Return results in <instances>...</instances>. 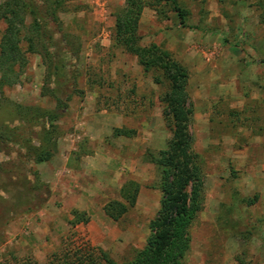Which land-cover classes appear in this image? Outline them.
<instances>
[{
  "label": "rangeland",
  "instance_id": "374dc122",
  "mask_svg": "<svg viewBox=\"0 0 264 264\" xmlns=\"http://www.w3.org/2000/svg\"><path fill=\"white\" fill-rule=\"evenodd\" d=\"M49 1L55 36L76 53L69 61L76 90L63 110L50 98L45 59L24 16V60L0 85V126L30 134L50 157L21 165L15 147L0 146V183L19 172L30 182L26 190L17 186L22 200L39 203L44 186L48 195L4 224L0 264H107L104 257L129 264L150 242L162 201L151 160L172 137L167 84L115 45L124 0ZM176 1L184 27L169 3L144 0L137 36L140 47L168 51L188 72L191 150L202 187L179 264H264V0ZM4 30L0 21V39ZM129 182L138 186L135 204L114 222L103 207L123 202ZM1 189L0 217L15 186Z\"/></svg>",
  "mask_w": 264,
  "mask_h": 264
},
{
  "label": "trees",
  "instance_id": "16d2710c",
  "mask_svg": "<svg viewBox=\"0 0 264 264\" xmlns=\"http://www.w3.org/2000/svg\"><path fill=\"white\" fill-rule=\"evenodd\" d=\"M151 1L154 4L169 3L178 18V25L184 27L185 12L178 6L176 0ZM51 3L54 5V1ZM48 4H50L49 0H7L0 7V21L5 24V30L0 39V85L5 84V79L13 73L17 63L20 61L22 63L24 60L18 45L19 26L23 25V17L28 16L31 20L29 29L45 59L48 78L53 86L48 94L63 110L66 101L76 90V70L69 63L76 53L68 46L65 39H57L55 36L56 30L51 27L52 24H56L55 6L50 8ZM144 7V0H124V9L115 19V45L126 54L135 57L138 65L145 72H156L157 77L154 79L156 83L166 82L164 105L171 125L172 137L167 148L159 151L151 160L158 171L159 190L162 195L157 216L149 223L152 238L129 264H179V260L189 249L186 230L198 209L202 187V178L194 163L195 156L191 150L192 137L189 127L192 108L186 90L188 72L172 59L168 51L155 45L147 48L138 45L137 26ZM29 46V50H32V45ZM4 67L6 72L3 70ZM32 123L36 125L35 122ZM39 124L37 126H42ZM21 131L1 125L0 146L10 144L15 147L18 151L17 158L22 160L21 165L41 164L48 161L49 153L41 145H35L30 134ZM114 132L118 135L126 134L121 130ZM127 134L132 133L130 131ZM29 183L20 178L19 172L12 173L7 181L0 183L2 191H5L8 186H15L12 203L0 217V233L4 224L13 219L18 211L30 212L45 204L48 195L45 186L41 189V195L43 196L44 193L45 197H41L39 203L31 205L33 199L20 198L17 186L26 190V184ZM126 189H130V192H126ZM137 193L138 186L129 182L121 190L123 202L107 203L103 207L104 215L114 222L118 221L129 208L134 206ZM0 199L3 200V198ZM77 221L86 223L87 219L82 218ZM104 258L107 264H114L111 260Z\"/></svg>",
  "mask_w": 264,
  "mask_h": 264
}]
</instances>
